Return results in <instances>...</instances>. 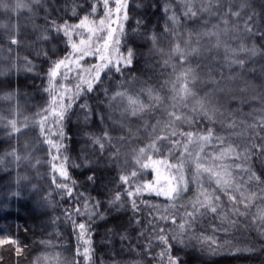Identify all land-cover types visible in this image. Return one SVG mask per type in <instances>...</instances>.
Listing matches in <instances>:
<instances>
[{"label":"trees","instance_id":"obj_1","mask_svg":"<svg viewBox=\"0 0 264 264\" xmlns=\"http://www.w3.org/2000/svg\"><path fill=\"white\" fill-rule=\"evenodd\" d=\"M10 1L0 0V97L9 92L15 95L0 99V154L11 150L14 155L0 156V240H16L22 253L17 255L16 245L0 244V264H36L37 256L47 257L40 264H160L161 232L181 264H264V225L255 218L264 208V183L248 179L252 172L264 180V154L251 151L253 146L264 147V0H169L174 9L170 15L178 23H168L166 32L164 14L154 6L160 0H128L129 18L124 21L120 51L130 48L136 53L132 66L123 75L113 73L107 79L102 73L107 95L98 90L99 85L87 94L93 109L87 124L78 108L85 97L73 105L64 121L66 167L76 182L72 197L56 189L55 184L64 178L51 165L60 161L52 160L55 150L42 142L35 125L51 99L44 91L51 61L70 51L66 38L57 35L50 22L79 23L87 15L98 25L107 11L102 0H23L29 14L17 18L20 30H8L9 20L18 16L13 15ZM73 2L79 5L77 16L69 11ZM93 5L97 12L90 14ZM109 8H115V0H109ZM137 20L144 21L140 31H155V41L136 34ZM82 31L89 39L87 30ZM45 35L50 39H39ZM11 39L18 45H12ZM73 39L78 43V37ZM26 59L35 65L32 71L22 70ZM80 63L85 76L99 64L92 56ZM75 75L74 71L69 81L58 83L75 91L71 79ZM185 85L190 91L184 90ZM117 91L136 103L135 115L125 99L109 98ZM47 127L55 133V125ZM105 130L110 139L103 141L105 148L100 151L89 136H103ZM208 131L214 138L202 141L201 135ZM189 134L192 143L187 141ZM51 138L56 140V135ZM173 145L177 146L174 152ZM185 145L189 156L183 151ZM246 151L251 152L246 161L234 158ZM181 156H187L182 164L187 191L177 200L157 196L156 190L167 187L166 178L159 174L176 171L168 165H179ZM73 162L79 167H72ZM142 163L148 167H141ZM133 172L135 177L130 175ZM218 174H230L231 187L222 181L217 185ZM89 175L96 177L94 184L87 180ZM121 176H129V184H123ZM140 185L150 188L124 199L126 189L135 191ZM198 185L213 199L219 197L217 212L195 214L191 228L185 224L181 235L177 226L184 223L186 211L193 212ZM77 193L82 194L79 199ZM117 193L122 197L121 208L109 203ZM241 193L245 198L255 193L256 198L246 207L249 201ZM231 196L236 200H230ZM131 199L139 205L135 214L139 225L132 223ZM94 201L99 206L91 221L86 214H75L74 209L83 210L85 203L91 206ZM73 221L88 226L84 240H91V261L77 255V249L82 252L87 245L78 241ZM121 235L128 239L122 241ZM173 236L182 242L172 240ZM202 237L209 241L214 237L216 242L210 244ZM41 241H49L50 246Z\"/></svg>","mask_w":264,"mask_h":264},{"label":"snow or ice","instance_id":"obj_2","mask_svg":"<svg viewBox=\"0 0 264 264\" xmlns=\"http://www.w3.org/2000/svg\"><path fill=\"white\" fill-rule=\"evenodd\" d=\"M127 6H128V0H115V8L110 9L109 8V0H102V7L104 10L107 11V15L104 19H99L98 21V28H94L92 25H96L97 21L89 20V16H84L82 19L79 20V23H69L68 21H64L63 23H57L55 20L51 21L52 29L55 30V33L57 35L62 34L63 37H65V43L70 46V51H68V54L65 55L63 58L52 60L51 65L48 69V72L46 74L47 77V87L44 89L45 92L49 94L51 97L50 101L48 102V106L38 114L39 120L38 123L35 124L39 127L41 135L43 137V141L45 142L50 149L55 150V154L52 155V160L56 161L59 160L60 163L52 164V169L56 173L59 174L60 177L64 178L63 182L56 183L55 187L57 190H59L64 196L72 197L73 196V186L75 185V181L71 179L69 172L67 170V161L68 157L66 155L67 148L64 144L65 139H67L65 132H64V121L70 110L72 109L74 104H77V101L81 100V97H85L82 102L78 104L79 110L83 113V122L87 124L92 116H93V109L92 106L89 104L87 100V94L92 93L94 91V88L96 85H99L98 90H102L104 95H107V89L104 88V81L101 79L102 73L104 74L105 79H107L111 74L113 73H119L123 75L124 71L126 69H129L132 64L134 57L136 56V53L128 48L125 50V52L120 51V37L123 36L124 33V21L128 20V14H127ZM160 7L161 11L164 14V20H165V32L167 31V24L172 23L174 26L178 21L176 20L174 15H170L171 12H174V9L170 7L169 0H160V3L158 5H154ZM79 5H77L75 2H73V5L71 9L69 10L72 16H77V8ZM97 7L93 5L91 7V13H96ZM113 16L115 17L113 19ZM144 24L143 20H137L136 21V34L138 36H141L142 38L150 41H155L157 39V35L154 30L150 32H142L140 31L142 25ZM115 25V27H114ZM87 30V34L89 36V39H85V33L84 30ZM97 31L104 32L103 36H97L96 41H93L90 37L95 36ZM165 33H161L160 35H164ZM76 36L79 38L78 43L76 40L73 39V36ZM40 40H49L50 38L48 36H42L39 38ZM99 41H103V43H99ZM111 42V49L116 53V56L113 57L112 55H103L102 53L105 52L107 49H109ZM10 43L12 45H18V41L16 39H11ZM39 55V54H38ZM45 58H47V53L43 54ZM92 56L95 57L100 61L99 64L93 65L91 70L88 72L87 76L82 75L83 69L81 66V61L85 59V57ZM35 68V65L32 64L31 61L25 60L24 62V68L22 70L24 71H32ZM76 72L75 76H72L71 79L75 81L74 87L75 91H73L72 88L67 87L64 83H58V81H69L70 74L73 72ZM192 79H195L194 77ZM186 92L190 91L187 88V85H185ZM154 91V90H149ZM15 95L14 92L6 93L3 97H0V99H12ZM117 97H121L125 99L129 103V110L131 111V114L135 115V108L137 107L136 103L132 101L131 97H129L126 93L117 91L115 92L110 99L114 100ZM67 101V103H65ZM201 107L203 108V103L201 104ZM97 118L103 123V116L97 113ZM51 123L55 125V133H53L52 129L47 127V125ZM13 128L15 127V123L12 124ZM56 135V140H53L51 137L52 135ZM175 136V134H173ZM214 138V134L211 131H208L207 134H202L200 139L202 141H209ZM110 138L105 134L103 136H96V135H90L89 140L92 145L96 146L98 150L103 151L105 148L104 140H109ZM162 139H164L162 137ZM188 143L193 142L192 135L187 136ZM177 146H172V152L176 150ZM154 151H156L154 149ZM183 151L187 153V147L185 145ZM251 151H255L261 154H264V147L260 146H253ZM157 153H159L157 151ZM171 154V153H170ZM8 155H14L11 150L9 152L0 154V156H8ZM190 154L187 153V156ZM251 155V152L246 151L245 153H237L235 154L234 158L239 159L242 157L243 160H247L249 156ZM186 156V157H187ZM185 156H181L179 165H168L169 168H175L178 174V178L176 180L175 186H169L166 188H162L159 190H156L157 196H165L170 200H177L182 197L183 193L187 191V182L184 180L183 176V170H182V164L186 158ZM18 159V157H17ZM199 158H197L198 162ZM189 162L191 164H194L191 159H189ZM2 161H0V165H2ZM51 163V161L49 162ZM85 165L88 164L87 159L84 161ZM166 163V161L164 162ZM195 165V164H194ZM72 167H79V165H76L75 162L71 165ZM141 167H148V165L141 164ZM0 170H2V167H0ZM131 177H135L136 173L133 172L130 174ZM195 175H199V172L196 171ZM248 179L250 181L256 182V183H264V180H261L259 176H257L255 173L248 172ZM53 180H55V177H53ZM87 180L90 183H95L96 177L94 175H89L87 177ZM120 181L123 184H129V176H121ZM221 181L225 184L231 187L232 179L231 175H217V178L215 180V183L219 185ZM21 182V178L17 177V183L19 184ZM150 188V185H140L135 188V191H132L130 188L126 189L123 193L124 199H128L129 197L133 196H140L142 193V190L144 188ZM14 195L19 196L20 193L16 192ZM82 194L77 193L76 199H79V197ZM202 197V198H201ZM241 197L243 199H247L249 201V205H246V207L250 206L251 202L256 198V194L252 193L249 197L245 198L243 197V194L241 193ZM85 200L88 198L85 197ZM230 200L235 201L236 197L231 196ZM219 197H216L213 199L211 196L207 195L202 186L198 185V196L194 202H192L191 207L193 208V212H185L182 219L184 220V223L179 224L178 231L179 234H183L186 231L185 224H187L188 229L191 228L192 224L191 221L195 218V214L199 213V215H205L208 213H216ZM45 202L50 204L51 200L49 198H45ZM112 205H115L117 208H121L122 205V197L121 194L117 193L114 194L113 199L109 202ZM99 201H94L93 204L90 206L89 204L85 203L83 205V210L81 209H74L75 214L82 215L86 214L88 217V220L91 221L92 216L95 215V209L98 208ZM128 206L131 209L133 213V219L132 223L139 225V220L135 219V214L140 210L139 205L137 204V201L135 199H131L128 201ZM151 207L156 208V205H151ZM172 207H175L173 204ZM204 209V212H199V209ZM236 211H239L236 209ZM66 218L71 219L72 214L67 213L66 211ZM256 220L259 222V224L264 225V208H261L257 211L255 214ZM100 219H104L103 214H100ZM164 219H169L168 216H164ZM173 224H175V221H172ZM73 225L75 228H77L79 231L77 233V239L78 241L83 240L84 243L87 245V247L84 248V250L81 252L79 249H77V255L83 257L85 260L91 261V240L87 239L84 240V237L89 234L88 226H86L85 223H79L76 224L75 221H73ZM143 235V233H141ZM120 239L122 241L127 240L128 237L126 235H121ZM205 241H209L208 237H202ZM158 240L161 245H163V250L157 254L160 260V264H181L179 257H174L171 254V245L169 243V239L165 234H162L158 237ZM172 240H175L177 243H181L182 241L179 239V236H173ZM215 238L213 237L209 243L215 244ZM13 244L16 245V253L17 255L22 253V248L18 246V242L16 240H8L3 239L0 240V244ZM42 244L45 246H50L49 241H41ZM147 247H151V243L147 245ZM237 251H240L237 249ZM244 251H251V249H244ZM47 257L45 256H37L36 257V264H40L41 261L46 260Z\"/></svg>","mask_w":264,"mask_h":264},{"label":"rangeland","instance_id":"obj_3","mask_svg":"<svg viewBox=\"0 0 264 264\" xmlns=\"http://www.w3.org/2000/svg\"><path fill=\"white\" fill-rule=\"evenodd\" d=\"M36 2L39 1V0H35ZM26 3L23 1V0H11L9 2V6L12 7L13 9V15H18V16H15V17H12L10 20H9V26H8V30L9 29H16V30H20V26L18 25V19L17 18H20V17H24L26 15L29 14V11H28V7L25 5ZM114 10V9H113ZM115 17L113 16V19ZM94 28H98V25H94L93 26ZM115 27V25H114ZM101 36H103V32H101ZM93 41H96L97 38H95L94 36L90 37ZM99 43H103V41H99ZM110 44V47L109 49H107L105 52H103L102 54L103 55H112V53H114V51H112L111 49V42H109ZM98 63H100V61L98 60ZM165 177L167 181H164L163 183L169 187V186H175L176 184V180L178 178V174H177V171H173L171 173H160L159 174V178L161 177Z\"/></svg>","mask_w":264,"mask_h":264}]
</instances>
